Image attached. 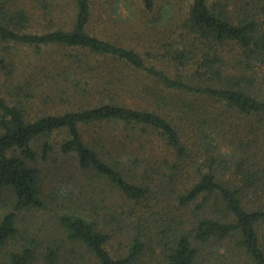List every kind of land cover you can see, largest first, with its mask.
Returning <instances> with one entry per match:
<instances>
[{
  "label": "trees",
  "instance_id": "16d2710c",
  "mask_svg": "<svg viewBox=\"0 0 264 264\" xmlns=\"http://www.w3.org/2000/svg\"><path fill=\"white\" fill-rule=\"evenodd\" d=\"M22 3L0 0V43L20 54L37 50L38 62L49 53L40 65L51 69L46 83L27 70L17 74V99L0 98V191L14 200L13 208L0 207V255L17 240L0 264L60 263L54 248L20 228L18 212L26 207L52 209L67 238L98 264H140L153 240L140 222L145 230L134 228L128 251L114 257L108 244L120 227L118 206H98L111 216L98 221L67 188L44 193L33 144L56 132L66 135L59 150L89 181L154 203L155 217L169 223L155 235L162 264H206L198 262L205 247L234 235L247 264H264V203L251 204L245 193L264 197V0H185L178 12L174 0ZM117 3L127 19L115 15ZM39 84L53 111L34 112ZM128 96L142 100L128 103ZM231 132L248 141L229 149ZM193 139L202 141L196 150ZM51 149L43 145V159ZM192 203L196 218L187 224L178 212Z\"/></svg>",
  "mask_w": 264,
  "mask_h": 264
},
{
  "label": "rangeland",
  "instance_id": "374dc122",
  "mask_svg": "<svg viewBox=\"0 0 264 264\" xmlns=\"http://www.w3.org/2000/svg\"><path fill=\"white\" fill-rule=\"evenodd\" d=\"M50 3V0H45ZM61 3H64L63 6H68L71 0H59ZM176 2L175 11L178 12L179 4L184 3L185 0H174ZM18 2H23V6L26 8H32L33 0H18ZM159 6L164 5L167 0H157ZM123 3H117V11L115 15L123 16L127 19V8L122 5ZM132 6L136 10V15L140 17L143 21L148 18V16L141 15L140 8H138L136 4L132 3ZM120 7V8H119ZM116 8V7H115ZM119 8V9H118ZM135 17V16H134ZM124 19V18H123ZM115 29V28H114ZM21 48V47H20ZM35 49L24 50L21 54L17 51V46L0 43V58L2 59L5 56L6 63H3L0 59V98H15L17 99V74H22L26 72H33L37 74V78L39 82L47 80L46 75L50 74L49 69L47 67H42L40 62L42 61L41 57L46 58L48 54L40 56L39 62L37 61L39 56L36 54ZM35 58V65L30 64L31 59ZM45 60V59H44ZM37 64H39L37 67ZM48 68V69H47ZM33 90L37 95L40 93V97L34 98L32 101L35 102L34 112H46L53 111V105L50 101H44L43 98L46 96L45 88ZM140 99L139 97H127L128 103L134 101V99ZM147 103L149 104V99H147ZM148 106V105H147ZM59 107V106H57ZM252 122L256 125L257 122H261L259 119L252 118ZM239 126L241 121L238 122ZM188 126V124H186ZM200 126V125H199ZM264 126V123H263ZM238 126H236L237 128ZM85 129V128H84ZM238 130V129H237ZM236 130V132H237ZM84 132L86 139H88L89 134L93 133V130ZM66 135L62 132H56L51 134L49 137L40 138L38 141L34 142L33 147L36 151L39 152L40 158L38 161V166L43 172V190L46 195L55 196L59 192L65 193L66 188L69 192L74 196L73 198L78 199L81 205L87 210L88 214L94 218H97L98 221H102L103 219L110 222V213L107 210L98 211V206H108L115 207L118 206L120 217L122 219L120 223V227L115 224L114 230H112V238L108 244V250L114 257H119L121 255H125L128 251L129 244L131 242V237L134 231V228H140L145 230L143 225H138V223H143L147 229H150L149 235L153 238L152 241H148L147 247L144 250L143 254L140 257L138 262L140 264L146 262H156L158 264H162V262H166L164 259V255L162 254V248L156 247V233L160 230L161 225H169L167 221H163L161 217H155L157 213L155 211L154 203H138L136 201H132L122 194H118L111 186L104 182H100L99 180H91L89 177H86V174L81 172L77 168V163L74 157L64 155L60 150V144L65 140ZM254 138V136H253ZM248 141L244 135L234 136L229 133L227 143L229 144V149H238L242 143ZM253 140V139H251ZM48 142L53 146L51 149L49 157L43 159V145ZM264 139L260 140L259 145L263 146L261 149V154L264 157ZM202 141H194L192 140L191 147L195 150L197 146H200ZM234 146V147H233ZM239 146V147H238ZM190 147V146H189ZM225 148V147H224ZM224 150H227L225 148ZM229 166H233L232 162L228 163ZM230 167V168H231ZM229 168V169H230ZM226 176L229 177L231 174V169L228 170ZM248 197L252 201H254L255 206H258L260 203H264L261 200H264V197L259 198V196L252 199L254 193H250L249 191ZM13 196H11V192L9 190L0 191V207L5 208H13L14 200H12ZM56 206V205H53ZM254 206V205H253ZM146 211V212H144ZM174 211V210H172ZM52 209L42 210L36 207H26L19 210V219L18 223L22 230H28V232L33 235L36 234V237L42 238L45 242V248L52 247L56 250L58 255L57 262L59 264H98V260L81 244H77L76 242L69 240L64 232V230L59 227L55 219L53 218V214H51ZM101 213V216L98 215ZM180 217H182L185 222L187 220L192 222L196 218V210L195 203H192L190 206L182 208L179 212ZM141 215L143 219H141ZM155 223L157 226H153ZM188 224V223H187ZM261 234H264V225L263 228L260 229ZM238 235H234L229 237L227 240L223 242H219L216 245H210V247H205L203 251V255L199 259L198 262H205L206 264H247L250 262L249 258L245 255L244 251L241 250L238 246ZM17 243V240L10 243L6 246L1 255L0 262H6L8 258V253L12 249H16L14 245ZM44 248V249H45ZM7 257V258H6ZM35 264H45V262L38 259Z\"/></svg>",
  "mask_w": 264,
  "mask_h": 264
}]
</instances>
